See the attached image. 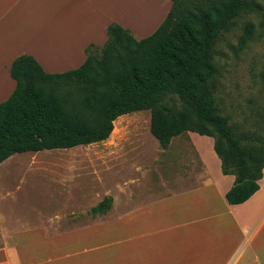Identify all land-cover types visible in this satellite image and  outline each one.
I'll return each instance as SVG.
<instances>
[{"label": "trees", "instance_id": "obj_1", "mask_svg": "<svg viewBox=\"0 0 264 264\" xmlns=\"http://www.w3.org/2000/svg\"><path fill=\"white\" fill-rule=\"evenodd\" d=\"M171 1L147 38L111 24L107 42L90 45L78 69L51 74L30 55L15 59L16 89L0 103V164L17 153L102 143L119 117L150 111V131L162 149L187 132L212 137L223 174L235 177L228 203L248 201L263 178L264 126L239 132L223 114L214 52L223 32L256 11L255 0ZM112 203L108 196L91 213L104 214Z\"/></svg>", "mask_w": 264, "mask_h": 264}, {"label": "crops", "instance_id": "obj_2", "mask_svg": "<svg viewBox=\"0 0 264 264\" xmlns=\"http://www.w3.org/2000/svg\"><path fill=\"white\" fill-rule=\"evenodd\" d=\"M119 1L0 0V103L16 89L10 69L22 55L34 57L47 73H65L85 63L90 45L103 46L107 42L111 24L136 34L144 32L146 24L138 28L133 21L113 12ZM160 1L152 0L162 9L153 29L138 35V39L152 35L167 17L172 1ZM152 2L134 0L132 5L149 8ZM123 117L114 122V130ZM195 134L187 132L175 137L169 148L163 149L172 164H167L168 174L161 183L164 186L152 184L144 188L143 196L133 194L134 207L125 208L121 201L117 206L112 197L111 209L96 215L98 221L80 228L53 230L55 233L49 235L54 236L44 237V248L34 243L40 240L39 229L20 233L11 244L0 245V264H75L79 257L73 254L81 252L82 246L85 250L89 238L96 236L95 230L99 235L98 227L106 226L118 228V242L128 245L135 264H264V171L260 189L248 201L229 204L226 194L235 177L223 174L214 139L200 136L201 142L196 136L199 134ZM188 149L191 154L186 157ZM181 161L182 171H175L173 166L179 169ZM72 175L77 177L78 173L72 171L68 178L72 179ZM73 186L75 191H84L81 186ZM110 215L112 218L104 219ZM94 248L100 251L104 246L90 247ZM124 260L119 256L117 264ZM87 262L114 263L110 256L102 255L87 257Z\"/></svg>", "mask_w": 264, "mask_h": 264}, {"label": "rangeland", "instance_id": "obj_3", "mask_svg": "<svg viewBox=\"0 0 264 264\" xmlns=\"http://www.w3.org/2000/svg\"><path fill=\"white\" fill-rule=\"evenodd\" d=\"M133 1H119L113 12L133 21L138 28L146 24L144 32H131L138 39V35L153 29L162 9L152 0L149 8H137ZM255 3L254 13L241 15L229 31L222 33L214 52L221 73L217 103L239 132H257L264 126V0ZM166 102L171 103L169 99ZM123 118L116 125V134L102 143L66 151L16 154L0 165V245L11 244L20 233L39 229L40 240L34 243L44 248V237L54 236L49 233L98 221L91 209L106 197L115 198L117 206L121 201L125 208L134 207L133 194L143 196L145 187L165 182L167 164L171 162L151 134V112H135ZM196 136L202 142L201 135ZM185 153L189 157L191 151ZM182 165L181 161L179 169L177 165L173 167L182 171ZM72 171L78 176L69 179ZM73 185L84 191H75ZM98 231L99 235L95 230L96 236L89 238L85 250L82 246L81 252L73 254L79 257L75 264H89L87 257L99 255L110 256L112 264H117L119 256L125 258L123 264H135L128 245L118 242L117 227H98ZM92 246L104 248L96 251L90 249Z\"/></svg>", "mask_w": 264, "mask_h": 264}, {"label": "bare ground", "instance_id": "obj_4", "mask_svg": "<svg viewBox=\"0 0 264 264\" xmlns=\"http://www.w3.org/2000/svg\"><path fill=\"white\" fill-rule=\"evenodd\" d=\"M133 123V122H132ZM118 124V123H117ZM132 125V124H131ZM116 132H117V128H115V130H114V132H112L113 133V135H115L116 134ZM118 134V133H117ZM112 135V136H113Z\"/></svg>", "mask_w": 264, "mask_h": 264}]
</instances>
